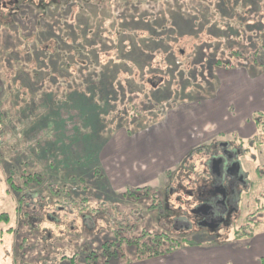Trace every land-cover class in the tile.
Returning a JSON list of instances; mask_svg holds the SVG:
<instances>
[{
	"label": "rangeland",
	"instance_id": "rangeland-1",
	"mask_svg": "<svg viewBox=\"0 0 264 264\" xmlns=\"http://www.w3.org/2000/svg\"><path fill=\"white\" fill-rule=\"evenodd\" d=\"M15 1L0 0V183L3 187L0 190V216H7L6 221L0 222V264H127L126 261H132L131 264H218L215 255L220 253L223 258L230 254L238 258L239 264H245L251 261L254 244H259V253H264V113L255 115L262 125L255 123L258 132L251 141L255 147L248 139L234 134L215 135L212 140L202 139L208 135L192 125L197 119L204 121L206 106L212 104L211 100L216 95L203 100L195 99L196 93L189 97L195 87L199 91L202 89L199 84H204L205 80L210 83V90L203 89L201 97L204 92H218L223 88V82L227 85L245 82L247 87L248 77L263 76L264 0H252L253 5L246 4L235 13L226 8L212 11L215 15L220 12L234 18L228 23L229 29L236 28L234 33L219 34L217 29H213L219 41L212 46L230 50L213 56L223 62H231L234 69L220 68L213 74L207 68L197 69L192 74L199 81L187 80L186 86L171 82L169 77L159 85L157 93L148 89L152 85L156 87L160 78L156 77L157 81L153 82L143 76L140 78L142 84H133L124 90L129 93L126 110L123 103L110 108V102L107 107L110 110L103 113L105 105L96 99L102 110L94 131L89 119L76 113V100L69 109L68 101L63 97L49 99V93L36 96L47 86L48 80L37 83L25 96L18 95L19 86L16 88V85L22 86L19 83L22 80L12 77L36 65V60L27 65V53H42L52 62L49 54L53 52V35L47 33L48 24L41 17L40 9L45 5L51 8L52 13L53 4H60L62 0H36L32 5L23 0L15 5ZM155 1L162 5L169 0ZM192 1L178 0L179 4L169 10L175 24L181 23L183 7ZM39 16L42 19L37 24L42 23L46 32L42 28H33ZM74 20L77 21L75 17ZM185 27L188 32L191 24L185 23ZM180 29L185 33L183 24ZM41 33L46 34V39L39 42ZM115 35L116 31H112V37ZM194 44L193 38H187L175 47V51L183 48L185 52H191ZM161 50L167 51L165 46L155 51ZM152 53L140 57L141 62ZM201 53L198 57L205 54L204 50ZM113 57L111 54L103 55L102 62L106 63ZM167 60L166 53L158 56V67L154 71H167L163 65ZM181 60L184 61V57ZM39 61L42 62V56H39ZM124 70L123 67L121 72ZM116 74V69L100 71L105 83ZM120 77L130 76L121 74ZM177 80L180 78L176 77ZM97 89L108 88L102 86ZM229 93L233 92H224L219 103H228L232 98ZM97 95L98 90H91L88 96ZM30 96H36V99L31 101ZM148 96L154 103L139 105ZM82 98L88 99L85 94ZM35 104L38 107H34ZM30 107H33L32 112ZM180 122L190 127V136L195 134V144L203 143L192 151L190 149V153L182 154L180 163L172 168L171 162L177 156L162 154L157 144L162 143L160 140L154 142V138L156 134L170 132ZM62 132L67 133L65 138ZM93 135L96 136L95 142ZM214 141V144L231 143L241 151H247L241 163L248 173V188H242V193L237 196L235 210L226 228L215 233L190 231L186 229L189 225L180 221L192 219L196 199L191 193L204 180L207 159L215 157L209 155L207 158L206 155ZM136 163L171 164L168 166L171 171L150 182L147 172L133 169ZM10 173L21 188V194H15L5 184ZM170 189L173 191L168 194ZM209 213V209L206 210L205 216ZM162 235L172 242L162 241L158 247L161 251L168 249L171 243L179 246L175 253L191 247L205 251L219 248L220 251L210 253L194 249L173 257L161 256L152 263L136 260L142 255L140 251L144 243L151 244L155 236ZM197 254H204V260L197 259Z\"/></svg>",
	"mask_w": 264,
	"mask_h": 264
},
{
	"label": "trees",
	"instance_id": "trees-1",
	"mask_svg": "<svg viewBox=\"0 0 264 264\" xmlns=\"http://www.w3.org/2000/svg\"><path fill=\"white\" fill-rule=\"evenodd\" d=\"M35 2L36 0H27L28 5ZM59 3L53 4L52 13L51 8L45 5L42 6V9L39 8L41 17H44L43 19L48 24L47 33L53 35L51 38L53 52L49 54L52 57V62H49V56L30 51L26 54L27 65L30 66L34 60H36V65L32 69H23L22 74H16L12 79L22 80L19 82L22 83V86L16 85V88L19 86L17 88L19 96L21 94L25 96L30 92V89H34L37 83L42 84L48 80L47 86L36 96L49 93V99L53 97V100H56L59 96L63 97L68 101L67 108L69 109L76 100V113L87 117L89 123L93 125L94 131L97 128L96 123L99 122L102 110L101 106L97 104L99 100L96 99H100V102L105 105L103 107L106 110H103V113L110 110L107 108L110 102H112L110 108L123 103V109L126 110L129 107V105L125 106L129 93L124 90L133 84H142L143 80L140 78L143 76L153 82L157 81L156 77L160 78L156 87L153 85L148 87V90L157 93L160 91L159 85H162L169 77H171V82L186 86L189 83L187 80L199 81L192 74L197 69L207 68L211 74L220 68L234 69L235 65L231 62H223L213 56L221 51L229 52V49L212 48L219 41V38L215 37L213 29H217L216 32L219 34L236 31V28L229 29L228 23L233 17L220 12L215 15L212 11H220L221 8H226L235 13L246 4L250 6L252 0H194L190 5H184L181 23L179 24H175V21L171 20L172 14L169 12L172 7L177 3L179 4L178 0H169L162 5L155 0H62ZM41 17H37L38 22L34 21L36 24L33 28H42L46 32L42 23L37 24L41 21ZM74 17L77 21L74 20ZM185 23L191 24V29L188 32ZM182 24L185 33L181 31L182 27L180 29ZM112 31H116V35L113 37ZM106 33L108 34L105 36ZM187 38L195 40L192 51L185 52L182 48L181 51L176 52L175 47L181 45ZM45 39V33L39 34V42ZM160 46H165L167 51L156 52V48ZM210 48L212 50L207 52ZM203 50L205 54L198 57ZM150 53L152 56L141 62L140 57ZM165 53L168 60L163 65L167 71H160L161 73L154 71V68L158 67L157 57ZM107 54L114 57L103 63L102 56ZM39 56H42V62L39 61ZM254 56L256 57V53ZM183 57L184 61L181 60ZM123 67L125 70L121 72ZM105 68L116 69L117 71V74L112 76L108 83H105L100 77V71ZM120 73L130 77L121 78ZM176 77H179L180 80L175 81ZM185 79L186 81H184ZM96 85H98L97 87L106 86L108 89H97ZM199 85L202 89L199 91L195 87L189 97L195 93L197 100L215 97L217 93L215 90L211 94L204 92L203 97H201L200 94H203L201 92L203 89L210 90V83L205 80L204 84L201 82ZM91 90H98L99 95L88 96ZM84 94L87 95L88 99L82 98ZM35 97L30 96V100H35ZM151 100L152 97L148 96L139 105H145ZM1 103L2 100L0 99V105ZM34 107H38L37 104ZM47 108L48 104L46 105ZM29 111L32 112L33 107H30ZM52 115L53 111H51ZM254 122L258 126L261 125L259 120L255 118ZM121 125L117 124V126ZM49 126L53 127L50 124ZM94 133L98 134L97 131ZM61 135L65 138L67 133L62 132ZM92 138L95 142L96 136L93 135ZM6 184L15 194H21V188L16 185L17 183L11 173L6 179ZM6 217L5 214L1 215L0 222L6 221ZM164 240L172 242L167 236L162 235L155 236L151 240V244L144 243L143 249L140 251L142 255L136 260L169 255L179 247L171 243L168 249L161 251L158 247ZM261 264H264V258H262Z\"/></svg>",
	"mask_w": 264,
	"mask_h": 264
},
{
	"label": "crops",
	"instance_id": "crops-1",
	"mask_svg": "<svg viewBox=\"0 0 264 264\" xmlns=\"http://www.w3.org/2000/svg\"><path fill=\"white\" fill-rule=\"evenodd\" d=\"M261 74H263V76L257 75L253 79L248 77L247 87H245L244 85L245 82L231 83L228 85L226 82H223L224 86L223 88L218 89L216 97L211 100L212 104H208V106H206V109L204 111L206 112L204 115L205 117L204 121L201 122L198 121L197 119V122H195L194 125H192L194 128H199L200 131L203 132V134H205V136L208 135L207 137L204 138L202 137V139L207 138V140L210 139L212 140L213 136L215 135L234 134V135H238L241 138L248 139V142H251L256 137L258 132V127L254 122V118L256 113H264V73ZM227 90L233 92V93H229L232 96L231 100L228 103H223V104L219 103L223 98L224 92H226ZM230 108H232V110H230ZM194 121H196V119H194ZM189 130L190 127L183 126L182 122H180L179 124L173 126L170 132H164L162 133L163 135L156 134L154 138L155 139L154 142L160 140V142L162 143V144L157 143L160 148V152L162 154L167 156L169 155L177 156L174 162H171L172 168H174L180 163L181 156L190 153L192 150H194V148L197 145L203 143V142H199L198 144H195L197 140L195 134L190 136V133L188 132ZM182 132H185V135L182 134ZM193 133H195V131ZM122 137H125V135ZM189 141L192 143L193 146H191V143L189 144ZM206 142L207 141H204V143ZM214 143L216 142L214 141L212 145ZM254 144L255 143H252V146L255 147ZM234 148H236V146H234ZM237 149L240 151V153L238 154L239 158H237V160H239L241 164V168L238 172L243 177V179H245L244 182L245 184H247V188H248V173L247 170L244 169L241 163V158L247 154V151L243 149L241 151L238 146ZM209 151L210 150L206 151V155L211 156L212 154H214L213 152L211 151L209 152ZM251 158L252 157H250V160ZM170 165L159 166L156 164L148 165L146 163L143 164L136 163L134 164L133 169H139V171L141 172H147L148 180L151 182L158 180L160 177L164 176L166 172L171 171V168H168V166ZM134 171L137 172L138 170H133V172ZM205 173L206 176L209 175V179L213 177V174L211 175V172L208 170V168ZM0 190H3L1 183H0ZM170 191L172 193L173 190L170 189L168 194H171ZM194 249H197V251L210 252V253H218L220 251L219 248H211L205 251L202 248L191 247L190 249L184 248V250H181L176 253L174 252L166 256L173 257L175 255H178L179 253L181 254L188 251H194ZM246 249L248 250L247 245H246ZM253 249L254 250H252V256L250 254L251 261L250 262L247 261L245 264H254V263L261 264L260 262L262 258H264V253H259V250H261L260 245L254 244ZM221 254L222 253L215 255V257L218 259V264H239L237 262L238 260L237 257L234 258L232 257V255L228 254L223 258L221 257ZM203 256L204 254H197L196 258L200 260H204ZM160 258L161 257L148 258L144 260H147L148 263H152ZM126 263L131 264L132 262L126 261Z\"/></svg>",
	"mask_w": 264,
	"mask_h": 264
},
{
	"label": "flooded vegetation",
	"instance_id": "flooded-vegetation-1",
	"mask_svg": "<svg viewBox=\"0 0 264 264\" xmlns=\"http://www.w3.org/2000/svg\"><path fill=\"white\" fill-rule=\"evenodd\" d=\"M23 2L27 4V0H23ZM20 3V0L15 1V5ZM234 146L235 145L230 143L228 145L225 143L213 144L211 145L210 151L214 153L212 156H216L220 152L229 151L228 153H232L234 160H237L240 151L237 147L234 148ZM208 157L209 155H207V158ZM208 162L209 160L207 159V164ZM203 179L200 187L191 193L196 199L195 207L191 212L192 219L186 218L184 221H180V218L184 217L180 216L178 221L189 225L186 229H190V231L204 230L210 233H215L219 231V229H224L230 224L233 211L235 210L234 205L237 203V196H240V193H242V188H247V184H245V179H243L238 171L227 177L217 178L216 176H213L210 179L209 175L206 176L205 174ZM223 193L225 194V198L222 196ZM208 209L210 213L205 216V211ZM206 221L212 222H209L211 226H203ZM192 225L197 228L194 229Z\"/></svg>",
	"mask_w": 264,
	"mask_h": 264
},
{
	"label": "water",
	"instance_id": "water-1",
	"mask_svg": "<svg viewBox=\"0 0 264 264\" xmlns=\"http://www.w3.org/2000/svg\"><path fill=\"white\" fill-rule=\"evenodd\" d=\"M228 152L229 151L222 152L220 155L213 157L211 160L209 159L207 167L213 176H216L217 178L227 177L240 170L241 164L239 160H234L232 153ZM222 196L225 198L224 193ZM207 225L211 226L207 222H204L203 226Z\"/></svg>",
	"mask_w": 264,
	"mask_h": 264
}]
</instances>
